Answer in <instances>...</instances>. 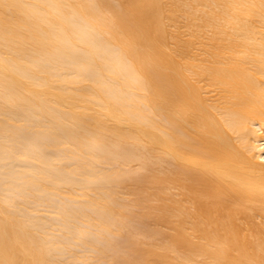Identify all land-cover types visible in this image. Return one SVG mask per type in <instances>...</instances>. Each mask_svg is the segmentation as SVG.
I'll return each instance as SVG.
<instances>
[{"label":"bare ground","instance_id":"6f19581e","mask_svg":"<svg viewBox=\"0 0 264 264\" xmlns=\"http://www.w3.org/2000/svg\"><path fill=\"white\" fill-rule=\"evenodd\" d=\"M122 233L124 264H264V0H0V264Z\"/></svg>","mask_w":264,"mask_h":264},{"label":"rangeland","instance_id":"374dc122","mask_svg":"<svg viewBox=\"0 0 264 264\" xmlns=\"http://www.w3.org/2000/svg\"><path fill=\"white\" fill-rule=\"evenodd\" d=\"M133 163H135V162H133ZM133 163H131V164H133ZM134 165H135V164H134ZM134 165L131 166V168H130V167H129V168H130V169L133 168V170H134V169H135V168H134V167H135ZM146 172L149 173L148 171L145 170V173H146ZM147 173H146L145 175H147ZM143 174H144V171H143ZM130 210H131V212H130L129 214H131V213H132V214L130 215V217H129V221L127 220V222L129 223V225H130V223H131V225L135 228V230H134L133 227H132V229L130 228V231H131V230H133L132 232L136 231V233L134 232L136 235H137V234L141 235V234L143 233V234L141 235V238H142V239H145V240L148 239V238H146V235H147V233H148V235H149V231H147V233H146V230H147L150 226H152V225H151V224H152L151 220L148 219V218H145V219L142 218L141 215H140V213H141V209H140L139 207H137V206H134V207L130 208ZM148 222H149V223L151 222V223L149 224V226H148ZM131 225H130V227H131ZM144 227H145V228H144ZM139 228H140V229H145V231L142 230V231H143V232H142ZM138 229H139V233H137V230H138ZM150 229H151V228H150ZM150 229H148V230H150ZM140 231H141V233H140ZM132 232H131V233L128 232V233H129L128 235L130 236V235L132 234ZM144 232H145V234H144ZM134 233H133V235H131L130 237H134V235H135ZM128 235H127V237H128V239H130V237H129ZM139 235H138L137 237H139ZM125 236H126V234L123 236V233H122L120 236L118 235V237L120 238V240H118V239H119L118 237H116V239H115V236H110V237H112V238L114 237V238H113V241H114V240H115V242H116V241H119L118 249H120V250H118V249L116 248V252L119 253V251H123V253L121 252V254H118V253L115 252V249H113L112 246H110L111 248L108 249V246H109L110 244L113 245V246H115L114 244H112L113 241L107 246V250H110V249L114 250V251H112V250H110V251L116 253V254H117V255H116L117 258H120V255H122V254H126V253L130 252V251L128 250V248L125 249V248L127 247V242H126V239H127V238H125ZM144 236H145V237H144ZM93 237H94V236H93ZM93 237H91L92 240H95L96 236H95V238H93ZM110 237H109V238H110ZM121 237H122V238H121ZM156 237H157V238L154 239V240H155L156 242H158V243H162L163 241H165V238H166V237L164 236V234L159 235V236L157 235ZM135 238H136V237H135ZM122 239H123V241L126 242V244L124 245L125 248L123 247V241H122ZM128 239H127V241H128ZM96 241H98V240H96ZM102 241H103V240H101L100 243H101ZM120 241L122 242V244H121ZM72 242H73V241H72ZM108 242H109V241H108ZM108 242H107V244H108ZM115 242H114V243H115ZM125 242H124V243H125ZM98 243H99V242H98ZM100 243H99V244H100ZM103 243H104V244L101 243V245H104V246H105V245H106V244H105L106 242L103 241ZM117 244H118V242H117ZM117 244H116V245H117ZM74 245H76V244H74ZM79 245H81V244H77V245H76L77 248H78ZM81 246H82V245H81ZM75 248H76V247H75ZM79 248H81V247H79ZM123 248H124V249H123ZM72 249H74V248H72ZM85 249H86V247H85ZM77 250H78V249H77ZM77 250H76V251H77ZM81 250L84 251L83 246H82V249H81ZM81 250H79V251H77V252H80ZM124 250H125V251H124ZM82 251H81V252H82ZM85 252H87V250H85ZM92 252H93V251H92ZM92 252H89V253H92ZM87 253H88V252H87ZM118 255H119V256H118ZM118 260H119L120 264H124V262H122L121 258L118 259ZM118 260H114L115 262H112L111 264H114V263H115V264H118V263H119ZM120 260H121V261H120ZM100 262H101V261H100ZM100 262H99V263H100ZM116 262H118V263H116ZM121 262H122V263H121ZM99 263L97 262L96 264H99ZM101 263L103 264V261H102ZM106 263H107V262H106ZM106 263H104V264H106Z\"/></svg>","mask_w":264,"mask_h":264}]
</instances>
